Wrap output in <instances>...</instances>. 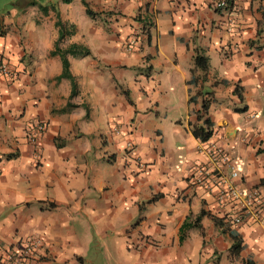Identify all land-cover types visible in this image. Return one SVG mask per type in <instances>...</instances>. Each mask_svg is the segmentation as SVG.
<instances>
[{"label":"crops","instance_id":"crops-1","mask_svg":"<svg viewBox=\"0 0 264 264\" xmlns=\"http://www.w3.org/2000/svg\"><path fill=\"white\" fill-rule=\"evenodd\" d=\"M26 1L21 12H0V52L14 73L0 77V256L38 237L42 246L26 264L81 263L76 227L84 218L87 237V223L104 229L117 264H264V220L230 224L228 210L189 180L214 144L239 168L238 185L261 189L264 200V0H221L218 8L220 0ZM86 9L91 20L80 16ZM56 19L58 46L88 51L66 54L73 95L69 80L56 79L61 61L50 54ZM195 52L207 68L187 84ZM197 91L210 93L206 141L186 124L200 106L198 95L187 102ZM170 96L186 102L185 132L174 129L185 146L182 173L169 167L162 125L147 117ZM38 123L35 146L27 134ZM114 124L127 134L109 140ZM229 232L241 240L237 256Z\"/></svg>","mask_w":264,"mask_h":264},{"label":"built area","instance_id":"built-area-1","mask_svg":"<svg viewBox=\"0 0 264 264\" xmlns=\"http://www.w3.org/2000/svg\"><path fill=\"white\" fill-rule=\"evenodd\" d=\"M224 6V1H217L215 7ZM132 42H130L131 44ZM131 46H126L131 49ZM0 77L11 80L13 70L8 59L0 52ZM44 130V124L38 123L29 129L28 140L36 146L38 135ZM112 130L117 132L116 127ZM127 144L126 147H130ZM132 148L129 149L138 168L144 164L138 160ZM204 161L196 163L191 170L189 180L204 192L213 196L217 205L228 210V222L238 225L246 220L261 223L264 220L263 192L257 187H240L239 173L229 153L222 147L209 144L203 148ZM42 246V239L32 237L25 240L18 248H10L0 256L1 264H26Z\"/></svg>","mask_w":264,"mask_h":264},{"label":"rangeland","instance_id":"rangeland-1","mask_svg":"<svg viewBox=\"0 0 264 264\" xmlns=\"http://www.w3.org/2000/svg\"><path fill=\"white\" fill-rule=\"evenodd\" d=\"M22 0H0V12L2 14H5L4 10L5 8H14L16 12L22 11V5H18L17 3ZM39 4L42 5V2H39ZM40 12V10H39ZM84 15L86 16L87 20L90 19V14L87 12H81L80 16ZM136 72L137 69H135ZM129 75L134 77V73L129 72ZM160 109L158 112H156L155 109H152L151 111H148L147 117L150 119H156L162 127L159 128L160 131V139L163 142V147L166 149L167 152H170V164L169 167L173 169L174 171L178 173H182L185 169H187L186 161H185V146H183L180 142H178V138L176 135H174V129L176 126L180 130L184 131L185 126V106L186 102L184 100H180V102L175 98L174 96H170L169 100H161L159 102ZM177 120L180 121V124L177 122ZM133 125H136V121L134 120ZM109 127L107 125V129L109 131ZM114 127H116L117 132L112 130V127L110 129V132L112 133V136L108 135L107 138L110 140L111 138H115V134H127L126 130L123 129L122 126H117L114 124ZM118 136V135H116ZM154 137V135H153ZM155 138V137H154ZM156 139V138H155ZM133 150L132 145L130 147H127L129 150ZM136 155V154H135ZM129 160H131V163L134 164L135 160L132 158V156H129ZM106 162V159L104 160ZM234 162V161H233ZM235 164V162H234ZM237 172L239 173V168L235 166ZM85 220L84 218L79 219V224L77 223L76 231L79 235L80 240L83 243V246L85 247V252L82 255V262L78 264H117L119 259H121L120 255H117L116 251H112L110 248L107 247L108 240L106 238L101 237V232L103 231L100 229V225L97 226H88L87 223V229L90 233L89 237L85 235L84 229H85ZM137 220H134L131 222L130 227H133L136 225ZM93 232V234H92ZM108 235H112V231L107 232Z\"/></svg>","mask_w":264,"mask_h":264},{"label":"trees","instance_id":"trees-1","mask_svg":"<svg viewBox=\"0 0 264 264\" xmlns=\"http://www.w3.org/2000/svg\"><path fill=\"white\" fill-rule=\"evenodd\" d=\"M70 0H63V2H69ZM227 3L230 2V0H226ZM34 1L27 0L25 2L26 5L33 4ZM19 6L22 4L21 1L17 3ZM39 9L46 13V6L39 5ZM86 12L91 14L88 9H86ZM54 25L59 27L58 28V36L53 44V49L50 51L51 55H58L61 61V72L58 76H56V79L59 80L61 78H65L69 80L70 82V95H73L75 92V83L73 80V77L70 75L68 70V61L66 59V54H70L73 56H84L88 53L87 49H85L82 45L70 43L65 48H60L58 46V40L62 37V24L61 22L56 19L54 21ZM70 27V26H69ZM207 68V57L198 54L195 52V54L192 57V68L190 70L191 77L186 81L187 84L195 83L197 76H194L192 73L194 70H199L202 75H204V72ZM200 96V106L199 108L194 112V119L193 121H186L187 126L189 127V131L191 135L198 139L199 141H206L213 133V123L209 119L207 115V110L209 106V92H201L197 91L194 95H191L188 97L187 102H191L194 99V96ZM245 107L237 108L236 111H244ZM259 184L264 185V178H261L259 180ZM202 213V212H201ZM200 213V215H201ZM214 223L218 225L217 218H213ZM222 224L220 223L218 226L220 227ZM188 226V222L184 221L179 227V232L182 231L183 228H186ZM222 229V228H221ZM231 236V244L229 247L230 253L234 256H237L239 251L242 248L241 240L232 232H229ZM182 240V236L179 235V242ZM80 260V258H77ZM246 264H251L250 261H247Z\"/></svg>","mask_w":264,"mask_h":264}]
</instances>
